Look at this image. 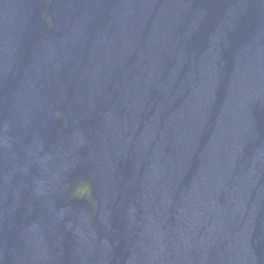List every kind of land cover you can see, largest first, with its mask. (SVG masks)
Returning a JSON list of instances; mask_svg holds the SVG:
<instances>
[{"label": "water", "instance_id": "95a60500", "mask_svg": "<svg viewBox=\"0 0 264 264\" xmlns=\"http://www.w3.org/2000/svg\"><path fill=\"white\" fill-rule=\"evenodd\" d=\"M0 264H264V0H0Z\"/></svg>", "mask_w": 264, "mask_h": 264}]
</instances>
